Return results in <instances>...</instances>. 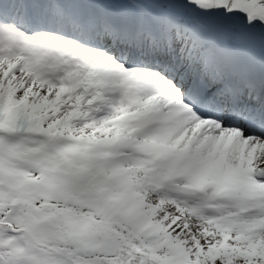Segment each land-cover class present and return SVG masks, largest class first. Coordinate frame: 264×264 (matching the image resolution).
Here are the masks:
<instances>
[{"label": "snow or ice", "instance_id": "6c2138e0", "mask_svg": "<svg viewBox=\"0 0 264 264\" xmlns=\"http://www.w3.org/2000/svg\"><path fill=\"white\" fill-rule=\"evenodd\" d=\"M0 264H264V0H0Z\"/></svg>", "mask_w": 264, "mask_h": 264}]
</instances>
